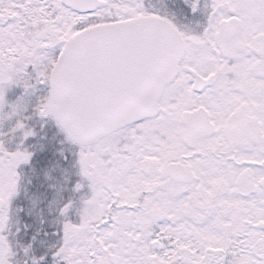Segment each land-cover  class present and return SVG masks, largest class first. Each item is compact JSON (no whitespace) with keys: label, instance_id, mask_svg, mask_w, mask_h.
I'll use <instances>...</instances> for the list:
<instances>
[{"label":"snow or ice","instance_id":"obj_1","mask_svg":"<svg viewBox=\"0 0 264 264\" xmlns=\"http://www.w3.org/2000/svg\"><path fill=\"white\" fill-rule=\"evenodd\" d=\"M0 264H264V0H0Z\"/></svg>","mask_w":264,"mask_h":264}]
</instances>
